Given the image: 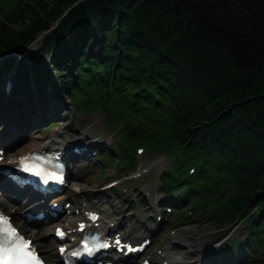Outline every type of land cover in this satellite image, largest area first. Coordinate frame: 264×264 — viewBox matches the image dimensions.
<instances>
[{
  "label": "trees",
  "instance_id": "trees-1",
  "mask_svg": "<svg viewBox=\"0 0 264 264\" xmlns=\"http://www.w3.org/2000/svg\"><path fill=\"white\" fill-rule=\"evenodd\" d=\"M59 20L43 51L23 60L22 78L33 74L48 93L53 51L63 86H76L77 102L93 97L86 110L148 106L115 153L134 160L136 146H171L167 178L193 191L195 214L211 211L221 227L247 221L263 241L249 264H264V0H0V52ZM85 79L102 88L91 94ZM196 162L206 182L186 177Z\"/></svg>",
  "mask_w": 264,
  "mask_h": 264
},
{
  "label": "rangeland",
  "instance_id": "rangeland-1",
  "mask_svg": "<svg viewBox=\"0 0 264 264\" xmlns=\"http://www.w3.org/2000/svg\"><path fill=\"white\" fill-rule=\"evenodd\" d=\"M69 11V10H68ZM67 11V12H68ZM162 33H164L162 31ZM20 76V75H19ZM4 79L0 80V85L3 88L6 81L5 77ZM60 94V99L65 103V106H63L58 112L56 113V117L46 118L45 120H42L43 116H47L50 114L52 106L55 105L56 99L58 95ZM32 100L34 101V113L30 112V117L26 118L25 113L24 115V121L27 123V125L24 126V128H29L28 131H34L36 132L35 140H31L30 137L27 136V133H23L21 131V134L24 139L26 140L24 143H27L24 147H29L28 145H33L34 143L43 140L50 139L57 130L64 129V128H70V133L72 135H76V139L79 138L78 129L86 124H93L95 126V129H98V131L95 133L94 137H101V139H104L105 137L116 135V133H112L110 129L107 127L105 116L101 111L97 112V116L94 117L93 120H91V115L89 114H80L79 121L77 120V123H73L70 118L63 117V113L67 112L68 115L70 113H73L75 108L72 106V103L70 102L69 98L66 96L64 89L58 88L57 91L51 90V97L49 99L46 98H40L39 102H37L36 98L33 97V95H30ZM1 107H4V103L1 104ZM38 109H41V113L44 112V114H40L39 117L36 116V112ZM33 118H36V122L33 121ZM54 121V122H53ZM5 120L0 119V125L5 124ZM15 124V123H14ZM53 124V125H51ZM1 129V126H0ZM20 135V134H17ZM56 136V134H55ZM55 136L52 137V139L55 138ZM51 139V140H52ZM62 140V139H61ZM34 142V143H33ZM72 142V141H71ZM33 146H36V145ZM26 147V148H27ZM20 147L13 148L8 154H12ZM16 155V153H15ZM149 160H156L159 164H161L160 169L157 171L160 173L161 171H166L170 165V160L162 156L160 158H155L153 154L146 152V154L140 158V163L143 166H148ZM94 168L92 173L91 171L85 170L83 166H78L76 170L74 171L72 180H83L86 182L82 184H73L76 189H82L86 193L90 194H97L96 192H99L103 187L110 181H113L116 179L114 177L113 170H103L100 169L99 166H93ZM122 187L117 188L112 191H104L102 194H99V198L103 200L106 204L108 202L114 203V206L112 207V211L116 214L118 217H126L125 218V225L128 229L131 225H134L133 219H139L140 221V210L142 209V202H140L138 197L133 196V191L135 187L132 189L129 188L127 190V193L125 194L123 192ZM138 200V202H136ZM133 201V203H136V206L138 208L136 210H133L130 212V209H128L129 204ZM147 214H143L141 218H145ZM210 216L211 211L205 214L201 218L197 219H186L181 224L183 228L188 229L187 231L193 236L190 237V239L198 241L200 243L199 248L202 246V248L206 249L209 246L213 245L215 242L221 241L228 233L231 232L233 226L229 227L228 229H222L219 230L216 225L210 222ZM243 223L248 224L245 221H242ZM245 224V225H246ZM243 225V224H242ZM156 227V226H154ZM46 232V231H45ZM43 232V233H45ZM187 232V233H188ZM46 233H48V236H45L44 238L47 240V243L53 244V248L51 251L55 253L57 249V243H55L53 236V228H50ZM45 233V235H47ZM248 229L243 225L239 226V229H237L234 232V236H236V240L238 241H245L248 236ZM170 232L168 233V235ZM191 249V245H190ZM52 252V253H53ZM203 254V253H202ZM197 254L195 255V260H197ZM202 259V258H200ZM253 260H256V258H251L247 260L246 258L240 261V264H249L250 262H253Z\"/></svg>",
  "mask_w": 264,
  "mask_h": 264
},
{
  "label": "snow or ice",
  "instance_id": "snow-or-ice-1",
  "mask_svg": "<svg viewBox=\"0 0 264 264\" xmlns=\"http://www.w3.org/2000/svg\"><path fill=\"white\" fill-rule=\"evenodd\" d=\"M30 159H36L34 157L22 158L21 164L24 165L26 171H31L25 164V161ZM39 175V173H36ZM62 182V177L57 178ZM95 219V217H93ZM83 228V226H81ZM57 235L64 236L63 231L58 230ZM98 239V238H97ZM116 244L120 245V241L117 238ZM31 242L25 241L22 237L18 236L15 229L8 226V220L2 214H0V264H42V261L38 257L34 248L30 247ZM123 248V245H120ZM109 244L105 241L103 243H96L93 246H89L87 242L83 244L82 250L78 249L71 253L72 257H79L81 255L92 256L95 251L101 248H108ZM63 249L61 250L63 254ZM127 251H136L131 247L127 248Z\"/></svg>",
  "mask_w": 264,
  "mask_h": 264
},
{
  "label": "bare ground",
  "instance_id": "bare-ground-1",
  "mask_svg": "<svg viewBox=\"0 0 264 264\" xmlns=\"http://www.w3.org/2000/svg\"><path fill=\"white\" fill-rule=\"evenodd\" d=\"M69 13L66 12V14ZM60 21L58 23H56L53 27V29L51 31H53L54 29H56L59 25ZM47 36L45 37V42H46V39ZM21 47H24V46H21ZM62 102V101H61ZM58 104L55 103V105L52 106V109H51V112L50 113H54L55 112V109L57 107ZM43 120V119H42ZM54 122V121H53ZM69 130V129H67ZM66 130V131H67ZM66 133V132H64ZM55 136V134L53 135ZM72 140H69V139H62L56 135L54 139H52L51 141H48L47 144L45 145L46 147H49L50 145L53 146V147H58L59 144H61V146H65V144L71 142ZM30 146V145H29ZM33 146L29 147L28 149H26L25 151H30L32 150ZM6 203H8L7 201H4ZM15 206H12V209L14 208ZM12 211V210H11ZM105 216L110 218V217H113L114 214L112 212H104ZM117 221H119V226L123 225L122 221L117 219ZM188 229H185V228H182L179 232V235L178 236H169V242H175V241H179L180 238H184L183 240V244H190L191 245V249L190 250H185V249H179L177 248V262L175 263V260H173V264H180V262L182 260H191L193 259V257H195L196 254L199 253V245L200 243L198 241H195V240H192L190 239V237L186 234L185 231H187ZM188 232V231H187ZM46 236V235H45ZM43 237V235H40L39 237H36L35 238V243L42 251L43 253H45V246H48L49 244H43V241L41 240V238ZM52 246V244L50 245ZM53 255L52 251H51V248L49 249V253H48V257H47V262L48 264H54L51 260V256ZM202 259H200V261H197L195 260L194 258V261L192 264H199L198 262H201Z\"/></svg>",
  "mask_w": 264,
  "mask_h": 264
}]
</instances>
